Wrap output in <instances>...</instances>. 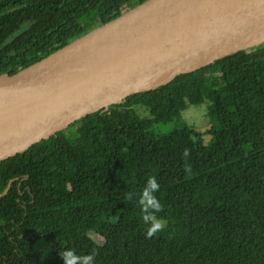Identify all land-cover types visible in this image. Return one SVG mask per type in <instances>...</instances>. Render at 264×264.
<instances>
[{
	"label": "trees",
	"instance_id": "1",
	"mask_svg": "<svg viewBox=\"0 0 264 264\" xmlns=\"http://www.w3.org/2000/svg\"><path fill=\"white\" fill-rule=\"evenodd\" d=\"M149 1L0 0V75ZM207 97L211 128L189 125L183 109ZM158 122L175 128L153 136ZM151 177L156 216L173 221L146 238L138 200ZM261 222L264 42L88 115L0 165V264H65L66 251L95 252L94 264H264Z\"/></svg>",
	"mask_w": 264,
	"mask_h": 264
},
{
	"label": "water",
	"instance_id": "2",
	"mask_svg": "<svg viewBox=\"0 0 264 264\" xmlns=\"http://www.w3.org/2000/svg\"><path fill=\"white\" fill-rule=\"evenodd\" d=\"M264 42V0H150L0 75V165L76 121Z\"/></svg>",
	"mask_w": 264,
	"mask_h": 264
},
{
	"label": "clouds",
	"instance_id": "3",
	"mask_svg": "<svg viewBox=\"0 0 264 264\" xmlns=\"http://www.w3.org/2000/svg\"><path fill=\"white\" fill-rule=\"evenodd\" d=\"M159 187L154 177L149 178L138 200V206L141 207L144 213L142 219L148 225L146 238L154 236L166 227V221L156 216V213L162 210V205L155 196V193L159 191ZM95 255L96 253L92 252L87 256L77 257L72 251H66L62 253V259L65 260V264H94Z\"/></svg>",
	"mask_w": 264,
	"mask_h": 264
},
{
	"label": "rangeland",
	"instance_id": "4",
	"mask_svg": "<svg viewBox=\"0 0 264 264\" xmlns=\"http://www.w3.org/2000/svg\"><path fill=\"white\" fill-rule=\"evenodd\" d=\"M212 105V101L207 97L204 99L202 104H187L185 109H183V116L185 120L191 126H195L199 129H210L211 123L207 116L208 108ZM133 109L138 113V115L142 119H149L151 118L150 111L143 106H134ZM175 124L173 122H158L155 123L154 126L149 130V133L153 136L158 135H166L169 134L172 130H174ZM206 142L209 140V137L205 138ZM158 218H162L166 221V226L169 224L170 219L167 216H160ZM259 228L264 230V222L259 223ZM175 228L178 232L182 233L185 232L184 227L180 225H175ZM262 232V231H260ZM106 252L111 254L113 250L111 248H107Z\"/></svg>",
	"mask_w": 264,
	"mask_h": 264
}]
</instances>
